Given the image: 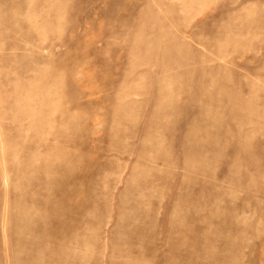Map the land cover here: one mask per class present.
I'll use <instances>...</instances> for the list:
<instances>
[{
    "label": "rangeland",
    "instance_id": "1",
    "mask_svg": "<svg viewBox=\"0 0 264 264\" xmlns=\"http://www.w3.org/2000/svg\"><path fill=\"white\" fill-rule=\"evenodd\" d=\"M0 264H264V0H0Z\"/></svg>",
    "mask_w": 264,
    "mask_h": 264
}]
</instances>
